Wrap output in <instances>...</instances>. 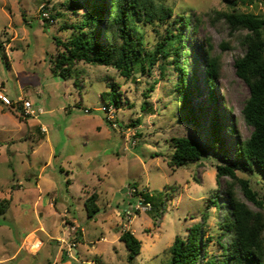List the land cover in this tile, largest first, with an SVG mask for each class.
Wrapping results in <instances>:
<instances>
[{"label": "rangeland", "instance_id": "obj_1", "mask_svg": "<svg viewBox=\"0 0 264 264\" xmlns=\"http://www.w3.org/2000/svg\"><path fill=\"white\" fill-rule=\"evenodd\" d=\"M141 1L172 8L199 25L197 31H187L190 46L198 47L189 55L191 61L196 55L197 64L193 106L203 108L198 129L179 112L178 78L170 65L162 74L160 60L149 74L127 79L113 67L79 62L65 78L52 70L58 54L55 39L66 41L84 11L73 14L66 0H0V93L13 101L23 97L44 110L28 118L18 106L0 102V198L11 199L0 217V264H170L175 238L193 228L200 238L202 229L210 238L209 256L218 251L223 216L210 202H224L223 191L232 180L222 178L217 185L221 162L212 156L173 170L168 164L171 140L202 139L205 134L214 107L203 82L206 37L212 40V55L220 59L215 106L223 124L238 133L225 129L230 160L234 142L251 135L242 115L249 88L235 72L246 33H230L221 14L264 19V0ZM149 21L137 23L144 50L151 54L166 25ZM115 85L119 101L111 119L117 128L102 111L110 101L101 96L112 93ZM237 176L249 180L264 202L260 170H242ZM136 191L148 193L150 211L140 206L136 211V197L141 196ZM236 191L244 200L238 186ZM93 193L99 194L100 213L89 219L84 203ZM72 226L76 233L70 232ZM125 230L142 242L133 260L120 240ZM70 241L76 243L73 257L66 254Z\"/></svg>", "mask_w": 264, "mask_h": 264}, {"label": "trees", "instance_id": "obj_2", "mask_svg": "<svg viewBox=\"0 0 264 264\" xmlns=\"http://www.w3.org/2000/svg\"><path fill=\"white\" fill-rule=\"evenodd\" d=\"M65 5L73 14L82 10L84 14L79 23L72 24L74 33L66 41L55 39L58 54L52 62L53 72L66 78L76 63L84 62L95 66L113 67L121 77L128 79L139 72L149 74L162 60L159 66L162 74L165 72V65H170L177 74L179 112L183 113L184 119L196 129L202 126L203 108L193 106V97L197 90L194 92L192 82L198 79L195 68L196 55L193 56V61L189 58L191 51L197 52L198 47H191L187 36L189 29L198 30V24H193L172 8L155 7L148 1L66 0ZM221 16L230 33H246L240 40L244 55L236 58L235 72L249 88V97L246 99L242 115L252 133L247 139L238 138L234 142L230 160L225 129L233 135L238 133L232 126L226 127L223 124L220 112L215 106L214 89L220 76V59L212 55V40L206 37L208 49L204 56L203 82L208 89L209 102H213L214 107L205 124L206 130L202 139L172 138L171 145L174 149L168 164L175 170L212 156L221 162L216 166L217 185L221 184L222 178L232 181L226 183L223 191L224 202H210L212 207L218 206L223 216L219 224L221 235L217 241L219 249L216 254L209 256L211 240L205 238L204 230L202 229L200 238L193 228L187 236L175 238L169 248L170 264H264V202L253 190L249 180L237 176L239 171L254 172L256 169L264 176V19L236 13ZM146 19H149V22L157 20L166 25L165 36L156 44L151 54L144 50V37L137 23ZM153 89L154 86L148 91L152 92ZM101 96L110 101L107 107L112 105L117 110L119 93L116 85L112 93L104 92ZM17 109L21 112L20 107ZM21 115L24 116L23 113ZM237 186L244 200L237 193ZM139 194L142 200L141 196H135L136 200L144 206L150 205L148 193L135 192V195ZM98 200V193H93L85 200L89 219H94L100 213ZM247 202L252 203L258 210L249 208ZM10 204V198H0V217L7 213ZM206 217L207 215L204 220ZM120 240L129 250V260L140 254L142 242L132 232L123 231Z\"/></svg>", "mask_w": 264, "mask_h": 264}, {"label": "built area", "instance_id": "obj_3", "mask_svg": "<svg viewBox=\"0 0 264 264\" xmlns=\"http://www.w3.org/2000/svg\"><path fill=\"white\" fill-rule=\"evenodd\" d=\"M46 16V14H44ZM0 102L2 105L7 106V107H12L13 105H17L18 107L21 108V112L23 113L24 116L28 117V118H34L37 117L39 115L44 114V110L42 108H38L36 109L34 107V104L32 102H30L29 100L24 99L23 97H19L17 100L13 101L10 99V97L5 94V93H0ZM102 111L105 113V115L107 116L108 120L110 122H112V126L114 128H117L118 125L116 122H114L111 118L114 116L115 114V108L112 105L104 106L102 108ZM85 112L88 113L89 110L85 109ZM42 130L44 132H47L46 128H42ZM139 206L142 207L143 209H145L146 211L149 210L151 208L150 205H142L141 203L138 204V206L136 207V210L139 209ZM70 232L76 233L77 229L72 226L69 228ZM76 248V243L73 241H70L67 244V255L68 257H73V255L71 254V252H73V250H75Z\"/></svg>", "mask_w": 264, "mask_h": 264}]
</instances>
